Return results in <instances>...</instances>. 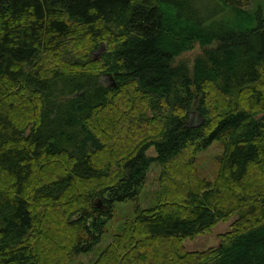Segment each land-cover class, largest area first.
<instances>
[{
    "label": "trees",
    "instance_id": "16d2710c",
    "mask_svg": "<svg viewBox=\"0 0 264 264\" xmlns=\"http://www.w3.org/2000/svg\"><path fill=\"white\" fill-rule=\"evenodd\" d=\"M227 1L245 27L197 0H0V264H44L36 245L52 240L53 215L73 230L51 263L64 264L82 242L96 245L101 220L127 202L136 220L99 264H264V16L245 12L247 0ZM195 42L218 45L192 77L174 58ZM106 73L116 87L102 82ZM142 128L127 149L114 140ZM215 143L223 153L212 181L196 166ZM152 146L165 199L141 210ZM50 163L60 171L36 178ZM236 214L220 248L187 251L185 239Z\"/></svg>",
    "mask_w": 264,
    "mask_h": 264
},
{
    "label": "rangeland",
    "instance_id": "374dc122",
    "mask_svg": "<svg viewBox=\"0 0 264 264\" xmlns=\"http://www.w3.org/2000/svg\"><path fill=\"white\" fill-rule=\"evenodd\" d=\"M197 7L202 10L207 9L211 14H217L216 19L225 20L226 22L233 24L238 28H243L246 26L247 21L244 17L238 16L237 9L230 6V2L227 0H190ZM209 1H212L210 3ZM196 2V3H195ZM216 4V5H214ZM245 12L254 14H261L264 16V0H247V3L244 7ZM106 47V44H103ZM218 43L214 42L212 45L203 46L200 42H195L192 50L182 52L180 55L174 58V65H185L191 74L194 76V69L199 62H204L205 64H210V59L207 56V50L217 47ZM102 49L95 50L90 54L93 61L99 59L102 54ZM102 82L105 85H112V81L106 76H102ZM199 114L193 113L191 116V123L198 124L200 123ZM125 130V129H123ZM150 130L149 128H142L140 131L136 130L135 134L128 136L123 132L117 133L115 141L126 142V149L133 144V142L139 139L142 136V133ZM129 140V141H128ZM223 149L220 144H213L208 150L201 153L197 162L196 169L201 178L214 181L219 174L221 167L220 158L222 156ZM149 160V166L147 170V183L141 193L139 200V208L141 210H149L158 206L162 199L164 198V175L162 166L155 160L158 156L156 148L154 146L150 147L146 153ZM189 156V151L185 150L184 153L177 157L172 163L173 167L168 165L169 170L173 171L178 169V166H182L185 162V159ZM44 163V162H43ZM174 168V169H173ZM59 170L58 166H55L50 163L46 164L44 167L38 166L37 177L38 179L54 177V174ZM137 206L135 203H114V209L110 217H104L101 220V223L104 224V234L98 240L96 245L90 247L88 242H82L80 244V249L72 255L65 257L64 264H99L100 256L104 251L113 244L114 237L117 234H120L124 231L126 223L135 221L137 217ZM63 210V209H61ZM103 210V209H102ZM106 211V210H104ZM108 211V210H107ZM49 216L53 215V212L47 211ZM81 213L77 212L72 215V219L80 218ZM52 223L47 225L50 228V236L53 240H38L36 245V250L43 257L44 264H51L55 257L62 254V248L69 250L73 237V230L64 226V220L59 219V216H51ZM56 217V219L54 218ZM238 215H233L227 220L218 221L213 227H211L205 233L198 235L197 237L190 239L187 238L183 241V245L190 252H203L211 248H220L223 242V236L227 232H230L233 229L234 222L238 219ZM92 219V218H91ZM55 220L58 222L56 223ZM90 220V219H89ZM64 223V224H63ZM97 231L98 227L95 225ZM99 235V234H98ZM87 244V248L84 249L83 246ZM147 264H151L149 262Z\"/></svg>",
    "mask_w": 264,
    "mask_h": 264
},
{
    "label": "water",
    "instance_id": "95a60500",
    "mask_svg": "<svg viewBox=\"0 0 264 264\" xmlns=\"http://www.w3.org/2000/svg\"><path fill=\"white\" fill-rule=\"evenodd\" d=\"M111 81H112V85L113 87L117 86L116 80L114 79V77L110 74V73H106L105 74ZM95 206L99 209H103V210H108V206L105 205L103 203V200L101 198L97 199L95 202ZM89 229L92 232L93 235L97 236L99 234V232L97 231L96 227H95V220L94 219H90L89 223H88ZM87 244H85L83 246L84 249L87 248Z\"/></svg>",
    "mask_w": 264,
    "mask_h": 264
},
{
    "label": "bare ground",
    "instance_id": "6f19581e",
    "mask_svg": "<svg viewBox=\"0 0 264 264\" xmlns=\"http://www.w3.org/2000/svg\"><path fill=\"white\" fill-rule=\"evenodd\" d=\"M14 241V240H13ZM15 243V242H14Z\"/></svg>",
    "mask_w": 264,
    "mask_h": 264
}]
</instances>
